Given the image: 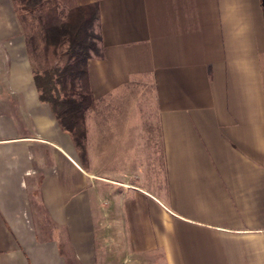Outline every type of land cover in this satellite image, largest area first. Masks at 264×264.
<instances>
[{"label": "crops", "instance_id": "1", "mask_svg": "<svg viewBox=\"0 0 264 264\" xmlns=\"http://www.w3.org/2000/svg\"><path fill=\"white\" fill-rule=\"evenodd\" d=\"M56 1L98 6L86 159L0 0V264H264V0Z\"/></svg>", "mask_w": 264, "mask_h": 264}, {"label": "trees", "instance_id": "2", "mask_svg": "<svg viewBox=\"0 0 264 264\" xmlns=\"http://www.w3.org/2000/svg\"><path fill=\"white\" fill-rule=\"evenodd\" d=\"M13 1L37 23L36 35L26 31V44L39 99L48 104L60 129L71 136L84 163L85 119L95 105L87 63L99 54L98 6L65 10L56 0ZM20 20L23 24L25 18ZM41 56L46 66L38 62Z\"/></svg>", "mask_w": 264, "mask_h": 264}, {"label": "rangeland", "instance_id": "3", "mask_svg": "<svg viewBox=\"0 0 264 264\" xmlns=\"http://www.w3.org/2000/svg\"><path fill=\"white\" fill-rule=\"evenodd\" d=\"M15 5H16V9H17V12L20 16H23L25 18V21H24V26L26 27V31L28 34H33V35H36L37 31H38V27H37V23L34 19V17L24 11H22L20 8H19V4L17 2H15ZM40 49L42 47V44L39 45ZM38 62L40 63V65L42 66H46V63H45V60H44V57L41 56L39 57L38 59ZM134 92V91H133ZM136 92V91H135ZM144 108H145V103L144 101H140L139 102V110H141L142 112H144Z\"/></svg>", "mask_w": 264, "mask_h": 264}]
</instances>
